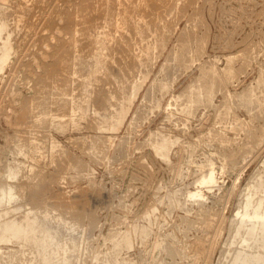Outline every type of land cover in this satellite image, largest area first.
Segmentation results:
<instances>
[{
	"label": "rangeland",
	"instance_id": "374dc122",
	"mask_svg": "<svg viewBox=\"0 0 264 264\" xmlns=\"http://www.w3.org/2000/svg\"><path fill=\"white\" fill-rule=\"evenodd\" d=\"M261 200L264 0H0V264L263 257Z\"/></svg>",
	"mask_w": 264,
	"mask_h": 264
},
{
	"label": "bare ground",
	"instance_id": "6f19581e",
	"mask_svg": "<svg viewBox=\"0 0 264 264\" xmlns=\"http://www.w3.org/2000/svg\"><path fill=\"white\" fill-rule=\"evenodd\" d=\"M2 27V26H1ZM100 33V32H99ZM117 122V121H116ZM214 173L211 172L206 178L202 179V183L204 182H214ZM199 182V181H198ZM206 184V183H205ZM208 184V183H207ZM209 186V185H208ZM212 187V186H211ZM252 187V186H251ZM200 193V192H199ZM11 194V193H10ZM193 196H195L193 194ZM191 197V196H190ZM193 199V198H192ZM200 201V200H199ZM202 201V200H201ZM247 204L244 207V210L241 212L238 210L235 212V215L239 216L240 218V224L244 225L245 222H248V220L255 221V223H249L247 226L248 232L251 234L257 233L258 226H264V200H261V202L258 205H253L251 201L246 202ZM261 207L263 208V211H261ZM243 209V208H242ZM21 221V220H20ZM19 222V221H18ZM247 224V223H246ZM3 224H0V241L4 240L6 237L5 235H10L13 232L15 234H18L19 231H22L21 228L16 225H5L3 228ZM240 228V227H239ZM24 232V231H23ZM44 234V233H43ZM25 236V235H24ZM9 238V237H8ZM25 238V237H24ZM13 239V238H12ZM26 241V240H25ZM2 242V241H1ZM21 242V241H20ZM247 243V242H246ZM264 247V246H263ZM244 249V248H243ZM259 253V252H258ZM255 254V253H254ZM233 264H264V256H260L258 254L253 255L252 253H248L246 255H242L241 253L238 254V258L236 259Z\"/></svg>",
	"mask_w": 264,
	"mask_h": 264
}]
</instances>
